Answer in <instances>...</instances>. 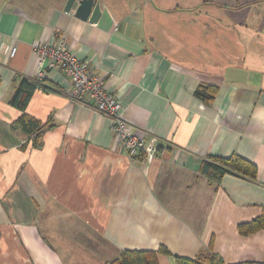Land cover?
Wrapping results in <instances>:
<instances>
[{
  "label": "crops",
  "instance_id": "obj_1",
  "mask_svg": "<svg viewBox=\"0 0 264 264\" xmlns=\"http://www.w3.org/2000/svg\"><path fill=\"white\" fill-rule=\"evenodd\" d=\"M67 3L0 0V38L18 47L0 54V264H107L161 247L159 264L264 263V0H95L94 22ZM36 43L89 60L157 156L130 158ZM22 79L38 87L25 111L38 149L37 133L14 128ZM234 157L252 169L218 178L208 165Z\"/></svg>",
  "mask_w": 264,
  "mask_h": 264
},
{
  "label": "built area",
  "instance_id": "obj_2",
  "mask_svg": "<svg viewBox=\"0 0 264 264\" xmlns=\"http://www.w3.org/2000/svg\"><path fill=\"white\" fill-rule=\"evenodd\" d=\"M8 54L15 58L17 46H7L0 38V54ZM33 53L39 64L46 63L48 69L59 68L71 80L70 97L78 101H86L94 105L95 110L113 120V131L120 148L130 157L145 154L153 159L159 151V144H152L141 130H134L124 119L122 106L109 94L102 79L90 70V61L79 59L65 44L51 46L44 43L33 45Z\"/></svg>",
  "mask_w": 264,
  "mask_h": 264
},
{
  "label": "trees",
  "instance_id": "obj_3",
  "mask_svg": "<svg viewBox=\"0 0 264 264\" xmlns=\"http://www.w3.org/2000/svg\"><path fill=\"white\" fill-rule=\"evenodd\" d=\"M37 89L38 87L35 83L27 79H22L15 95L11 100V105L23 112L19 120L15 122L14 128L22 131L25 135L28 136L37 133L35 138L33 139V147L35 149L40 148L41 144V124L33 117L26 114L25 111ZM214 163H216V165H208H211V169L218 174V178H221L227 171L239 172L243 174L248 173L252 169V166L248 162L238 157H234L229 160L215 159ZM208 165L207 167L209 168ZM158 254L170 255L164 247H161L158 252L124 251L119 259L108 262L107 264H159ZM176 261L178 264H225L222 260L216 257L206 255H200L195 260L176 258Z\"/></svg>",
  "mask_w": 264,
  "mask_h": 264
},
{
  "label": "water",
  "instance_id": "obj_4",
  "mask_svg": "<svg viewBox=\"0 0 264 264\" xmlns=\"http://www.w3.org/2000/svg\"><path fill=\"white\" fill-rule=\"evenodd\" d=\"M77 4L76 16L84 20L94 22L101 16L100 5L95 0H68L65 8L66 12L72 11L74 5Z\"/></svg>",
  "mask_w": 264,
  "mask_h": 264
}]
</instances>
